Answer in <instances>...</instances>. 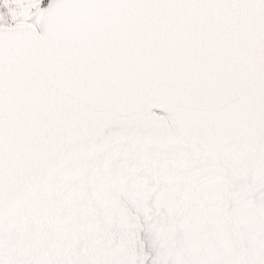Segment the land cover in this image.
<instances>
[{"label":"snow or ice","instance_id":"snow-or-ice-1","mask_svg":"<svg viewBox=\"0 0 264 264\" xmlns=\"http://www.w3.org/2000/svg\"><path fill=\"white\" fill-rule=\"evenodd\" d=\"M0 264H264V0H0Z\"/></svg>","mask_w":264,"mask_h":264}]
</instances>
